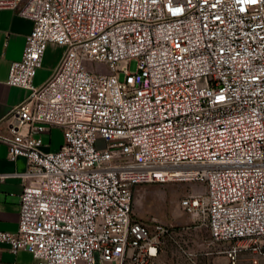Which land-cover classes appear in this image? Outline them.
Segmentation results:
<instances>
[{
    "label": "built area",
    "instance_id": "built-area-1",
    "mask_svg": "<svg viewBox=\"0 0 264 264\" xmlns=\"http://www.w3.org/2000/svg\"><path fill=\"white\" fill-rule=\"evenodd\" d=\"M0 9L32 22L6 79L28 94L0 143L26 169L17 229L0 230V247L28 251L31 264H158L175 229L134 217L132 187L195 181L204 188L180 206L231 243L228 264L264 258V0H0ZM49 42L64 51L35 85ZM49 127L63 142L43 151ZM0 264L18 263L0 249Z\"/></svg>",
    "mask_w": 264,
    "mask_h": 264
},
{
    "label": "rangeland",
    "instance_id": "rangeland-1",
    "mask_svg": "<svg viewBox=\"0 0 264 264\" xmlns=\"http://www.w3.org/2000/svg\"><path fill=\"white\" fill-rule=\"evenodd\" d=\"M88 66L106 71L99 64L88 63ZM129 69H135V61H130ZM50 142L55 146L62 144L63 136L59 128L52 130ZM105 145L104 138L96 139V148L102 149ZM203 188L201 182L195 181L146 182L133 185L134 217L146 223L150 230L157 223L175 229V236L161 240L158 264H228L227 250L231 243L215 241L208 227L180 206L182 197L200 192ZM254 258L257 257L241 253L235 264H254ZM256 264H264V258L258 257Z\"/></svg>",
    "mask_w": 264,
    "mask_h": 264
},
{
    "label": "crops",
    "instance_id": "crops-1",
    "mask_svg": "<svg viewBox=\"0 0 264 264\" xmlns=\"http://www.w3.org/2000/svg\"><path fill=\"white\" fill-rule=\"evenodd\" d=\"M32 28L31 20L19 16L14 10L0 9V135H10V125L13 118L8 115L10 109L19 104L28 94L24 88L8 85L9 65L12 61L19 60L25 43V36ZM64 46L52 42L47 43L42 59V65L37 69L33 79L35 85L43 83L57 65ZM57 127H49L40 133L43 151L56 150L57 146L50 142V134ZM19 132L24 133L25 127H20ZM26 169V159L17 156L10 159L8 148L0 143V230L14 232L17 229L19 211V193L23 181L19 173ZM1 259L8 263L31 264L33 258L28 251L18 250L10 253L6 245H1Z\"/></svg>",
    "mask_w": 264,
    "mask_h": 264
}]
</instances>
